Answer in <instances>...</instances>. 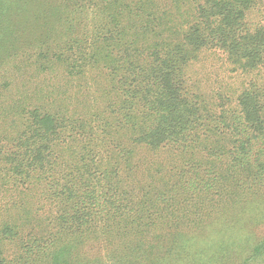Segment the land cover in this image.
<instances>
[{"label":"trees","instance_id":"16d2710c","mask_svg":"<svg viewBox=\"0 0 264 264\" xmlns=\"http://www.w3.org/2000/svg\"><path fill=\"white\" fill-rule=\"evenodd\" d=\"M15 1L0 10V264H131L100 255L112 254L100 229L124 206L111 199L128 188L127 160L140 179L134 190H199L184 216L190 227L138 249L134 264H264V236L254 243L247 232L264 225V27L250 32L245 22L261 0H186L189 9L180 0H86L93 31L68 39L65 53L41 42L54 15L46 0H30L38 9L23 28L17 18L30 1ZM200 49L221 51L243 84L219 111L183 85L181 67ZM56 62L70 97L37 98L35 78ZM78 97L85 103L73 107ZM160 154L178 164L152 168ZM234 181L242 199L228 192ZM223 199L230 233L245 244L215 236L227 225L213 204Z\"/></svg>","mask_w":264,"mask_h":264},{"label":"rangeland","instance_id":"374dc122","mask_svg":"<svg viewBox=\"0 0 264 264\" xmlns=\"http://www.w3.org/2000/svg\"><path fill=\"white\" fill-rule=\"evenodd\" d=\"M180 1L185 4L183 7L189 9V6H187L189 4L185 2L186 0ZM14 2L16 1L0 0L1 12H5L8 7L13 5ZM261 2L262 4H258L256 2L257 4L255 3V7H251L246 12L245 22L247 27L249 26L250 32L255 31V28L259 29L264 27V0H261ZM45 4L47 7H51L54 10V15L52 11L53 17L50 18L49 21L50 23L47 34H45L46 32H42L41 42L44 40L45 46H52L54 48L57 47V50L64 47L63 51L65 53L67 52V48L70 47L69 43L67 46H65V44L68 42V39L73 37L83 39L85 35L87 36L89 32L93 31V24L96 20V16L94 12L91 13L88 10L90 3L86 0H46ZM26 5L28 8L25 10L26 13L23 12L20 15V18H17V22H19L18 26L22 28L24 25H26L27 21H34L33 19L35 15L33 16V14H36L38 9V4L34 1H30L29 4ZM31 9L33 10L31 11ZM13 16L14 15H12V17ZM178 20L180 19H177V21ZM174 24L175 23L173 22L170 24V26L173 27ZM4 26H6V24ZM21 32H29V30L24 29ZM75 40H71V46H73V48L77 43H79H75ZM35 49L38 50L39 47H35ZM56 63L57 64L55 65V68H58L56 72L53 71L51 74H45L39 76V78H35L40 83L39 88H43L38 92L37 98L56 99V96L53 97L52 93L57 95L60 94V92H65V94L70 97V94H68L70 93V87L67 86H71V79L68 78L67 75L63 73V71H61L62 68L65 67L63 62ZM229 70H232V68L229 63L225 61V55L221 51L218 49H200L193 60L187 62L181 67V76L183 78L182 80H184L183 85L187 92H189V95L197 97L199 102H201L203 106H206L208 110L212 106L213 110L219 111V108L226 106V98H229V96L232 94L233 97H235L234 94L242 89L243 86V84L241 85L239 82L234 81L235 79L231 78L233 75L229 73ZM247 78H250V76ZM27 79L28 74L22 77V83L26 82ZM19 82L20 81H17L18 85ZM71 96L73 95L71 94ZM61 97L64 99V96ZM16 98L17 96H15V99ZM41 101L42 100H39L36 104L41 103ZM4 102H6V100ZM44 102L49 101L43 100V103ZM84 103L85 100L81 97H78V100L74 99L72 101V106L79 108L81 105L83 106ZM208 114L213 116L214 113L213 111H210ZM215 144L216 146L220 145L218 141L215 142ZM130 162L131 160H127V162L123 164L122 161V168L125 170L123 174H126L129 177H126V179H120L123 181V183L127 182L128 188L125 189V192L121 196L114 195L111 199V201L123 199L124 206L118 210H112L111 212H108L105 221L101 224L100 229L101 238L106 239L105 241L107 242H110L109 249L112 253L109 254V256L108 251L106 254L102 251V254L100 255L106 261L109 257H111V263H114L116 260H126L127 262L129 261L131 264H134L135 260H138L137 258H139L140 251L138 249L143 247L146 248L150 244L156 243L159 239L168 238L170 234L178 229L175 228L177 225L183 228L190 227L186 224L188 223L191 225V223L186 222L184 216H186L191 210L189 207L190 198L196 197V193L199 192L196 187H191L188 189H177L174 187L173 189H170L168 186H166V184L163 186L166 189H161L164 192L162 195H159L157 192L151 190V187H148L147 190L142 189L141 192L134 190L132 186L138 185L140 179L136 178L135 171H128V169L131 168ZM151 162L152 168L163 166V168L167 170L171 168L173 163L178 164L174 157L167 154H160L158 156V160ZM166 177H168V173H166ZM154 179V176L153 178L149 177L146 179L147 184L148 182L153 183ZM112 184L113 186H116L118 183ZM124 185H126V183H124ZM215 185L217 189L213 191L221 190L220 193L224 194L223 189L219 188L217 184ZM253 185L254 184H252V186ZM228 192H233L232 196H230L234 200L242 199L245 196V193L241 192L240 189L237 190L235 181L229 186ZM178 194L180 196V203H177L175 198L178 196ZM163 197L168 199L164 200ZM106 198L110 200L109 196ZM135 199H137V201H135ZM199 201L200 198H197V202ZM224 201L225 199L214 202V207L221 209L223 207L222 202ZM154 205L156 206L154 207ZM219 212L220 217L223 218L227 223L226 226H221L218 230V233L215 235L219 237L222 245L229 243L231 246H233L240 240H243V244H245L246 239L241 236L235 237L230 233V219H233V211L230 212V209H227L226 207L223 210L221 209ZM104 215L103 217H105ZM250 224L253 223H249V225ZM167 225L171 227L167 228ZM220 225L221 224H218V227ZM247 229L248 240L251 242L256 243L264 236V225H253ZM250 235L251 238L249 237ZM129 247L132 248V252L129 250L126 252L125 249ZM256 264L259 263L256 262Z\"/></svg>","mask_w":264,"mask_h":264}]
</instances>
